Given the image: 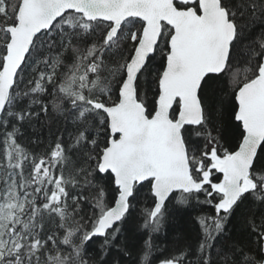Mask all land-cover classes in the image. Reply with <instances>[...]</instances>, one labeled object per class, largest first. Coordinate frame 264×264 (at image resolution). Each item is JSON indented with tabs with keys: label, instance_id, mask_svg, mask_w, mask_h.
<instances>
[{
	"label": "snow or ice",
	"instance_id": "snow-or-ice-1",
	"mask_svg": "<svg viewBox=\"0 0 264 264\" xmlns=\"http://www.w3.org/2000/svg\"><path fill=\"white\" fill-rule=\"evenodd\" d=\"M50 108L68 141L31 153L21 130ZM0 130V264L130 256L145 187L135 264H264V0H0ZM192 200L215 210L197 246L154 256ZM242 206L251 239L218 244Z\"/></svg>",
	"mask_w": 264,
	"mask_h": 264
},
{
	"label": "trees",
	"instance_id": "trees-1",
	"mask_svg": "<svg viewBox=\"0 0 264 264\" xmlns=\"http://www.w3.org/2000/svg\"><path fill=\"white\" fill-rule=\"evenodd\" d=\"M230 110V107H229ZM71 131L69 124L65 122L63 117L56 112L49 110L48 117L43 115L39 120H33L31 126H25L22 135L18 139L24 148L31 153H44L49 144L52 143L57 135L63 134L65 141H68L67 131ZM2 131V130H0ZM219 131L222 137V143L225 146L235 144L234 129L229 121L227 112L224 119L219 122ZM33 141H39L34 143ZM111 199V196H109ZM203 199V197H201ZM153 207L152 198L148 194L145 187L139 197V202L132 210V215L128 218L123 226L122 239L126 241L130 256L124 257L115 250L106 257L107 264H115L116 260H120L121 264H135L137 255L147 238V232L142 228L144 222L143 212L145 209ZM215 210L206 204H198L195 200L190 201L188 205H178L173 201L168 204V212L164 221V226L160 233L153 236V244L156 246L154 256L166 252L169 256L178 255L185 246L191 245L195 248L202 237L201 228L197 217L214 216ZM247 215L245 206L237 211L236 216L226 227V235L218 238V244L227 245L232 241L247 243L251 238L248 236V229L245 227L244 217ZM99 241L89 247L90 254H97Z\"/></svg>",
	"mask_w": 264,
	"mask_h": 264
}]
</instances>
